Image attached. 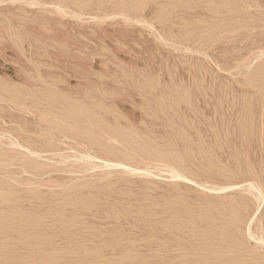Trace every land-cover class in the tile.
<instances>
[{
	"label": "rangeland",
	"instance_id": "obj_1",
	"mask_svg": "<svg viewBox=\"0 0 264 264\" xmlns=\"http://www.w3.org/2000/svg\"><path fill=\"white\" fill-rule=\"evenodd\" d=\"M263 134L264 0H0V264H264Z\"/></svg>",
	"mask_w": 264,
	"mask_h": 264
},
{
	"label": "bare ground",
	"instance_id": "obj_2",
	"mask_svg": "<svg viewBox=\"0 0 264 264\" xmlns=\"http://www.w3.org/2000/svg\"><path fill=\"white\" fill-rule=\"evenodd\" d=\"M260 130H261V129H260ZM261 132H262V131H261ZM261 135H262V134H261ZM263 136H264V134H263ZM256 184H257V183H256ZM258 186L260 187V185L257 184V187H256V188H258ZM220 187H222V186H220ZM258 189H259V188H258ZM261 190H262V189H261ZM259 191H260V190H259ZM259 191H258V192H259ZM256 192H257V190H256ZM258 192H257V193H258ZM259 193H260V192H259ZM260 195H261V194H260ZM262 195H263V193H262ZM262 195H261V196H262ZM257 197H259V196L257 195ZM261 199H263V198H260L259 200L257 199V202L259 201V203H260ZM258 206H259V204H258ZM255 234H256V233H255ZM256 235H257V234H256ZM262 236H263V235H262ZM258 238H259V237H258ZM258 238H257V239H258ZM260 240H262V239H260ZM147 260H148V259H147Z\"/></svg>",
	"mask_w": 264,
	"mask_h": 264
}]
</instances>
